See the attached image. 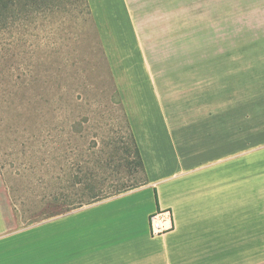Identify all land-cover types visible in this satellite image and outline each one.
Segmentation results:
<instances>
[{
    "label": "rangeland",
    "instance_id": "obj_1",
    "mask_svg": "<svg viewBox=\"0 0 264 264\" xmlns=\"http://www.w3.org/2000/svg\"><path fill=\"white\" fill-rule=\"evenodd\" d=\"M48 6L0 33V214L8 229L96 202L67 204L90 192L87 185L106 190L102 200L122 193L116 185L145 180L129 166L130 124L87 0ZM227 6L200 11V25L187 29L197 40L177 44L196 55L144 62L171 98L193 100L192 109L212 115L232 150L256 149L264 197V0ZM176 62L187 64L183 72ZM136 64L144 94L143 60ZM259 210L264 230L262 204Z\"/></svg>",
    "mask_w": 264,
    "mask_h": 264
},
{
    "label": "crops",
    "instance_id": "obj_2",
    "mask_svg": "<svg viewBox=\"0 0 264 264\" xmlns=\"http://www.w3.org/2000/svg\"><path fill=\"white\" fill-rule=\"evenodd\" d=\"M87 2L141 152L146 182L17 229H8L2 211L0 264H262L259 209L264 197L252 153L256 149L232 150L227 133L215 131L212 115L192 109L193 100L171 98L152 81L155 70L144 62L156 55H196L177 44L197 40L187 29L200 25V11L216 4L230 10L225 4L231 0ZM161 43L165 50L158 49ZM138 59L147 75L144 94ZM175 67L183 72L187 64L176 62ZM160 208L172 209L176 226L152 236L150 216Z\"/></svg>",
    "mask_w": 264,
    "mask_h": 264
},
{
    "label": "trees",
    "instance_id": "obj_3",
    "mask_svg": "<svg viewBox=\"0 0 264 264\" xmlns=\"http://www.w3.org/2000/svg\"><path fill=\"white\" fill-rule=\"evenodd\" d=\"M53 1L54 0H0V33L9 30L12 23L16 20L21 21L25 19L26 15L31 16L36 12H42L47 9L49 7L48 5H51ZM129 128L134 153V159L129 161V166H133V168L137 167L145 174V167L140 149L130 126ZM145 182L146 178L141 183L136 185L121 184L114 186L112 189L117 193L124 192ZM85 188L90 192L82 191L78 197L76 196L75 198L70 199L69 202L67 201V204L73 206L72 208H75L81 206L85 202L91 203L106 197L103 196V193L106 191L104 189H98L95 186L91 187V185H87Z\"/></svg>",
    "mask_w": 264,
    "mask_h": 264
},
{
    "label": "built area",
    "instance_id": "obj_4",
    "mask_svg": "<svg viewBox=\"0 0 264 264\" xmlns=\"http://www.w3.org/2000/svg\"><path fill=\"white\" fill-rule=\"evenodd\" d=\"M176 226L171 208H160L150 216V232L158 236L174 230Z\"/></svg>",
    "mask_w": 264,
    "mask_h": 264
}]
</instances>
